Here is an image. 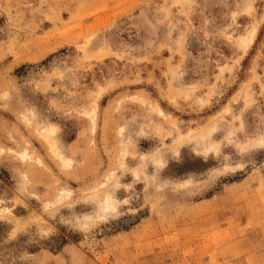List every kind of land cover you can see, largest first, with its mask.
Listing matches in <instances>:
<instances>
[{"label": "rangeland", "instance_id": "374dc122", "mask_svg": "<svg viewBox=\"0 0 264 264\" xmlns=\"http://www.w3.org/2000/svg\"><path fill=\"white\" fill-rule=\"evenodd\" d=\"M0 264H264V0H0Z\"/></svg>", "mask_w": 264, "mask_h": 264}]
</instances>
